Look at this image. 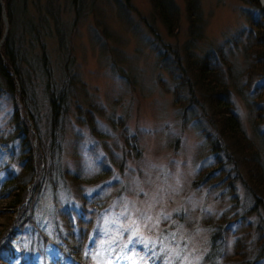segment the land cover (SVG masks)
<instances>
[{
	"label": "rangeland",
	"instance_id": "obj_1",
	"mask_svg": "<svg viewBox=\"0 0 264 264\" xmlns=\"http://www.w3.org/2000/svg\"><path fill=\"white\" fill-rule=\"evenodd\" d=\"M175 1L180 9L175 32L168 31L156 16L151 0L15 3L13 31L28 51L25 73L38 105L43 103L39 85L45 80L33 58L39 59L44 47L58 85L65 82L66 65L72 62L69 66L77 83L58 157L61 169L56 172V185L44 184L38 215L51 235L54 215L60 220L61 213L67 212L76 221L85 209L82 197L89 202L96 197L94 209L87 205L84 215V221H89L96 212L86 248L91 251V264H202L210 239L205 216L223 211L215 199L218 193L210 195L193 186L200 168L211 161L202 133L207 124L201 117L184 115L175 104L176 84L156 52L160 47L170 62L175 56L185 61L186 3ZM200 5L205 24L197 48L200 56L247 28V15L254 13L241 0H200ZM31 23L37 29L36 39L29 34ZM181 95L188 97L185 88ZM236 101L251 135L246 107L240 99ZM92 105L97 134L79 123L86 121ZM13 109L10 96L0 98V182L6 166L18 168L12 160V152L16 157L19 149L18 141L15 146L11 142ZM194 113L200 115V108L195 106ZM127 138L131 146L137 143L138 157H128ZM101 175L103 179L97 180ZM92 179L96 181L86 182ZM239 193L244 199V191ZM46 254L50 260L58 252L48 245ZM39 264H44L43 257Z\"/></svg>",
	"mask_w": 264,
	"mask_h": 264
},
{
	"label": "trees",
	"instance_id": "obj_2",
	"mask_svg": "<svg viewBox=\"0 0 264 264\" xmlns=\"http://www.w3.org/2000/svg\"><path fill=\"white\" fill-rule=\"evenodd\" d=\"M16 1L0 0V98L8 95L14 103L9 120L11 142L13 146L19 142L17 156L12 152V160L18 168L11 170L6 166L0 182V264H39L41 257L44 264H91V251L86 248L96 212L91 213L89 221H84V215L88 213L87 205L94 209L96 197L90 202L82 197L85 209L75 217L76 221L67 212L61 213L60 220L54 215L53 223L50 222L51 235L39 219L44 184L56 185V172L61 169L58 157L77 82L69 66L72 62L68 61L65 82L56 83L43 47L39 59L33 58L43 69L45 80L39 85L43 103H36V92L30 88L29 75L25 73V65L30 63L28 51L16 41L13 31ZM184 1L189 24L184 63L179 56L171 58L170 62L160 47L156 52L176 84L175 104L183 108L184 115L201 117L207 124L202 133L211 161L200 168L193 186L197 190L206 189L210 195L218 193L215 199L223 211L205 216L210 239L202 264H264V11L258 0H241L254 10L247 15L249 26L200 56L197 48L205 27L200 0ZM151 3L168 31L175 32L180 24L176 1L151 0ZM4 13L9 23L6 38ZM53 20L58 24L57 16ZM31 26L29 34L36 39L37 29ZM183 88L188 93L185 99L181 95ZM237 99L248 112L251 135L239 114ZM195 106L200 108V115L194 113ZM94 108L92 105L87 110L86 121L79 123L97 134ZM77 109L81 112L80 107ZM120 124L123 127V123ZM126 141L128 157H138L141 151L137 143L131 146L128 138ZM123 160L124 165L125 158ZM100 178L103 176H98L97 180ZM90 181L96 180L86 182ZM240 189L244 191V199ZM48 245L58 252L50 260L46 257Z\"/></svg>",
	"mask_w": 264,
	"mask_h": 264
},
{
	"label": "water",
	"instance_id": "obj_3",
	"mask_svg": "<svg viewBox=\"0 0 264 264\" xmlns=\"http://www.w3.org/2000/svg\"><path fill=\"white\" fill-rule=\"evenodd\" d=\"M258 1H259V3L261 4V6L263 7V9H264V4H263L262 0H258ZM3 17H4L5 26H6V33H7V32H8V22H7V17H6L5 14H3ZM5 37H6V34H5L4 38H5Z\"/></svg>",
	"mask_w": 264,
	"mask_h": 264
},
{
	"label": "bare ground",
	"instance_id": "obj_4",
	"mask_svg": "<svg viewBox=\"0 0 264 264\" xmlns=\"http://www.w3.org/2000/svg\"><path fill=\"white\" fill-rule=\"evenodd\" d=\"M263 4H264V0H262Z\"/></svg>",
	"mask_w": 264,
	"mask_h": 264
}]
</instances>
